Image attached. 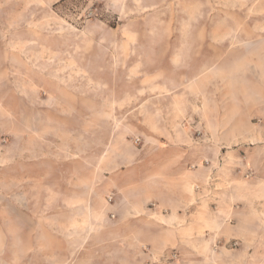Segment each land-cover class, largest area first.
Instances as JSON below:
<instances>
[{
  "label": "rangeland",
  "instance_id": "obj_1",
  "mask_svg": "<svg viewBox=\"0 0 264 264\" xmlns=\"http://www.w3.org/2000/svg\"><path fill=\"white\" fill-rule=\"evenodd\" d=\"M154 119L177 133L188 122L193 158L224 170L210 182L248 184V161L223 168L216 139L257 125L264 149V0H0V264L120 260L121 242L95 239L102 219L73 214L71 176L27 173L134 165L157 145Z\"/></svg>",
  "mask_w": 264,
  "mask_h": 264
},
{
  "label": "crops",
  "instance_id": "obj_2",
  "mask_svg": "<svg viewBox=\"0 0 264 264\" xmlns=\"http://www.w3.org/2000/svg\"><path fill=\"white\" fill-rule=\"evenodd\" d=\"M155 97L147 101L154 104ZM187 123L177 126L179 133L155 119L144 123L157 145L149 150L145 142L134 165L113 169L107 162L105 169L98 170L89 157L76 159L79 167L67 174L34 169L27 179L50 186L63 183L67 175L73 178V214L102 219L104 226L95 230L99 233L95 239L111 242L112 249L115 242H121V255H112L120 260L111 264H264V149L258 153L262 149L255 146L260 141L257 125L243 135L238 132L216 139L225 160L223 168L230 164L245 167L243 160L248 161L252 178L236 188L222 181L210 182V172L218 176L224 170L216 171L213 159L200 165L193 158L192 142L183 130ZM222 126L236 125L223 122ZM238 143H249L247 153L240 148L223 151L225 145ZM197 175L200 184L193 179ZM110 194L112 201L107 202ZM196 208L201 211L200 220L193 216ZM209 214H216V219ZM114 225L124 231L114 232ZM227 241L237 244L228 247Z\"/></svg>",
  "mask_w": 264,
  "mask_h": 264
},
{
  "label": "built area",
  "instance_id": "obj_3",
  "mask_svg": "<svg viewBox=\"0 0 264 264\" xmlns=\"http://www.w3.org/2000/svg\"><path fill=\"white\" fill-rule=\"evenodd\" d=\"M206 163L208 164V163H209V161H206ZM109 201H112V197H109ZM233 244H234V245H236V244H237V242H234Z\"/></svg>",
  "mask_w": 264,
  "mask_h": 264
}]
</instances>
